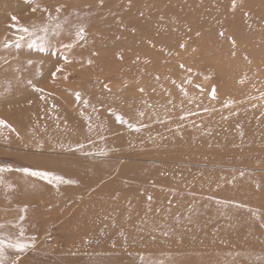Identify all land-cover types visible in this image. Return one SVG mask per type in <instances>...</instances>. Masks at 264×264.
<instances>
[{
    "label": "rangeland",
    "instance_id": "obj_1",
    "mask_svg": "<svg viewBox=\"0 0 264 264\" xmlns=\"http://www.w3.org/2000/svg\"><path fill=\"white\" fill-rule=\"evenodd\" d=\"M133 1L0 0V43L10 50L0 49L8 76L0 80V239L30 245L5 246L3 264H264V0ZM159 6L192 30L183 40L194 43L201 69L191 77L156 75L143 68L157 57L139 68L141 58L127 54L118 61L144 78L126 80L121 93L66 71L72 58L57 49L71 43L68 27L84 28L69 24L71 13H108L125 33V12ZM108 28L92 38L109 37L111 49L122 36ZM40 36L43 52L28 46ZM105 50L78 53L114 59ZM92 68L79 74L93 81ZM154 76L168 80L151 84ZM47 102L71 113L37 115Z\"/></svg>",
    "mask_w": 264,
    "mask_h": 264
},
{
    "label": "bare ground",
    "instance_id": "obj_2",
    "mask_svg": "<svg viewBox=\"0 0 264 264\" xmlns=\"http://www.w3.org/2000/svg\"><path fill=\"white\" fill-rule=\"evenodd\" d=\"M80 1H82V0H80ZM183 1H181V2H183ZM155 2H158V0H156ZM175 3L176 2H174L172 5H174ZM178 3H180V2H178ZM191 4H189V5H191ZM165 8H167V7H165ZM192 8H193V5H192ZM192 8H190V9H192ZM73 9H77V11H79L81 8H72L71 9L72 12H75L76 10H73ZM160 9H163V8H161L159 6V8H156L153 11L152 10H146V14H142L143 9L142 10L136 9L132 13H129V11L125 12L124 17L126 15V17H128V19L130 20L128 22L126 21L128 23V26L125 28V31L123 29V31L125 33H123V32L120 33V25H122V23L119 24L120 22H118V19H115L114 16H112V18H111L109 15H107L108 13H105V12L103 14H101V13L97 14L96 13L94 15V17H91L89 20H86L83 18H79V20H77L75 15H73L75 13H71V17L70 16L68 17V18H70L69 24L74 26V24H76L78 21H81L82 25L84 26V30H85L84 32H86V30H90V34H89L88 39H87L88 41L87 42H81V44H80L77 37L75 36V32H76L75 28L72 27V29H69V27H68V29L65 30V33H64L65 37L69 38V41H71L70 44L72 45V47H70V48L66 47V46L63 48L58 47L57 50L60 51V53H62V56L72 58V63L69 62L70 63L69 68L70 69H67L66 71L69 72V74L71 73V74L78 75L79 76L78 83H80V84H84L86 82L87 83L89 82V83H92V85L97 87L103 83H106V85H107L106 88H108L110 90L114 89V91H119V93H121L120 91H122L125 88V86L128 85L127 84L128 82L126 80H128V79H134L135 80L136 79L137 81H140L141 79L144 78V77H141V79H140L136 73L135 74L132 73V70L130 68H128L126 65L124 66L123 63H120L118 61L119 56L122 57L121 59H125V58L127 59L129 57V56H126V54H127V55H131V56H139L141 58L140 60H138V62H136V64L139 65V68H140V63H141L142 59H145V58H150V59L152 58L153 59V58L157 57L156 61L150 67L146 66L145 68H143L144 70H151V69L154 70L156 75L158 74L157 72H159V71H161V72L169 71V72L175 73V72H179V70H181V69H185L187 71V73H185V76L188 78L191 77L193 75L192 74L193 71L197 72L198 70L201 69V67L198 63V60H197V55L193 51V44L194 43L189 41V40H183V37H185L187 35H190V36L193 35V34L191 35L192 30L180 28L178 25L174 24L168 16L162 15V13L160 12L162 10H160ZM203 9L204 8L202 7V10ZM205 9L207 10V8H205ZM53 10H51V12H53ZM84 10H86V9H84ZM77 11H76V13H77ZM209 11H210V9H209ZM195 14H196V18H195V15H193L195 18V25L193 26V28H200V27H202L201 24L204 23V18L202 16L203 14H200L199 12H196ZM190 16H191V14H190ZM61 17H67V16H63V15H60L58 13L57 18H61ZM155 17H160V18L163 17V18H161V20L159 19L160 21H157L158 19ZM194 18H190V21H191V19L194 20ZM150 21L153 22V25L151 27H150V25H148V23ZM129 22H131V25L129 24ZM109 26L110 27H112V26L118 27L116 29L110 30L109 35L122 36V40L120 42L121 44H117V42H116L117 45L111 47V49H108L110 47V44H109L110 41L109 40H112L109 37L105 38L104 40L92 38L94 33L103 32L106 30V27L108 28ZM110 29H112V28H110ZM150 29L152 30L151 31L152 32L151 37L149 36ZM92 30H93V32H92ZM144 32H147L148 35H146ZM161 32H164L165 37H163V34H162V36L158 37ZM195 32H197V31L194 30V33ZM155 33L156 34L159 33V34H157V36H156V35H154ZM88 42H90V44H88ZM181 45H183V47H181ZM87 47H90L91 50H93V51H99V50L106 49L104 52L103 51L102 52L108 53L110 56H114V59L96 60V59H94V55L92 54V52H86V53L79 55L78 51L81 50V48L86 49ZM54 48H56V46H54ZM0 49L3 52V53L0 52V53H2V55H4L5 53H9V51H10V50L3 48L2 43H0ZM102 52H100V54ZM0 57H1V55H0ZM158 57H159V59H158ZM73 59H75V60H73ZM171 63H173V64H171ZM89 64H93V68H92L93 71L92 72L89 71V72L91 73L92 76H94V78L97 76L98 80L94 79L92 81L91 76L84 77V76L79 74L81 69L85 65L87 66ZM181 66H183V67H181ZM4 67H5V64L1 59L0 60V80H8V76H5V74H4ZM13 73H15V72H13ZM61 74H62V72L56 71L55 76H57V79L61 76ZM117 79H119V81H121V82L115 83L114 81H116ZM172 79H174V77L170 78V80H172ZM175 79H178V78H175ZM167 80L168 79L160 77V76H154V78L149 79V82L151 84H153V83L155 84V83L159 82L160 85H162V84L165 85V82ZM111 81H113V82H111ZM109 82H110V84H109ZM59 85H61V84H59ZM101 95L103 96L104 94H101ZM50 102H47L46 108L44 107L43 111H41L39 109V110L35 111V113L36 114L38 113L37 115H41L44 117L47 115L53 114L55 116H61V118H67L68 117V115H66L67 113L65 112V110L68 113H71V110L68 108L69 106H66L65 110L59 111V110H57L58 105L54 104V103H50ZM80 111L82 112L83 110L81 109ZM72 121H73V119H72ZM70 122H71V120H70Z\"/></svg>",
    "mask_w": 264,
    "mask_h": 264
},
{
    "label": "snow or ice",
    "instance_id": "obj_3",
    "mask_svg": "<svg viewBox=\"0 0 264 264\" xmlns=\"http://www.w3.org/2000/svg\"><path fill=\"white\" fill-rule=\"evenodd\" d=\"M233 4H235V0H233ZM57 11H60L59 8L56 9ZM33 11H35V8L33 9ZM13 20H15L16 18L13 17L12 18ZM41 31H44V32H47V29L46 28H41L40 29ZM21 31L24 32V33H28V34H31L29 32V29L26 28V27H23L21 28ZM84 28L81 26L79 27L76 32H75V36L78 38V39H83L84 37ZM59 33H54V35H58ZM23 39V36H20L18 37L17 39V42L15 44V46L18 48L20 46L19 44V40H22ZM39 39V43H37L36 40H32L30 43H29V47L30 48H39V50L41 52H43L45 50V43H46V37L45 36H40L38 37ZM5 47H7L8 45L5 44L4 45ZM66 47H72L71 44H67L65 45ZM181 47H183V45H181ZM29 63H31V61H29ZM183 67V66H181ZM57 71H60L59 68H57ZM53 76H55V73L52 74ZM29 83H31V81H29ZM105 87H107V85H105ZM76 98L77 100L80 99V94L77 93L76 94ZM116 119L117 121H120V122H124L123 121V118L119 115L116 116ZM4 122L3 121H0V124H3ZM5 169H0V171H4ZM21 171H24L25 173H28L30 174L31 176H35V177H40V178H43V179H47V177L50 175L49 173L47 172H41V171H29V169L25 168V169H21ZM21 220H23V217H20ZM0 227H3V225H0ZM20 236H23L24 235V232H23V229L21 228L20 229ZM5 246L9 247V248H12L16 251H23L26 247H29L30 245L29 244H26L24 242H21L19 239L15 240L14 242L13 241H10L8 242L7 244H5V241L3 239H0V264H3V256H4V248ZM15 264V262H14Z\"/></svg>",
    "mask_w": 264,
    "mask_h": 264
}]
</instances>
